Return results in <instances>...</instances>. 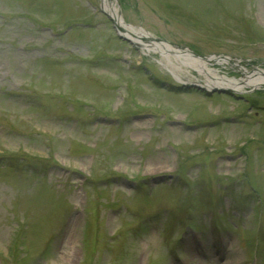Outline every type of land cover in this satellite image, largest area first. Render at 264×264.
<instances>
[{
  "label": "rangeland",
  "instance_id": "rangeland-1",
  "mask_svg": "<svg viewBox=\"0 0 264 264\" xmlns=\"http://www.w3.org/2000/svg\"><path fill=\"white\" fill-rule=\"evenodd\" d=\"M116 6L229 77L264 68V0ZM137 43L101 0H0V264H264V85Z\"/></svg>",
  "mask_w": 264,
  "mask_h": 264
},
{
  "label": "bare ground",
  "instance_id": "bare-ground-1",
  "mask_svg": "<svg viewBox=\"0 0 264 264\" xmlns=\"http://www.w3.org/2000/svg\"><path fill=\"white\" fill-rule=\"evenodd\" d=\"M101 2L103 9L122 27L123 32L133 41L138 42L143 48L150 51H157L164 54L166 62L171 66V71L177 76H180V71L183 70V66H186L197 70L205 77L204 86L206 88L219 87L241 91L246 86L256 88L264 85V68L257 67L253 70H248L246 67L241 66V70L244 73L242 78L229 77L227 74L213 67V64L228 63V58L220 56L203 58L197 56V54L195 55L193 51L189 49L179 50L180 48L173 47L169 42H158L156 38L143 28L134 29L125 21L119 14L116 0H101ZM171 55L175 57L176 62L171 59Z\"/></svg>",
  "mask_w": 264,
  "mask_h": 264
},
{
  "label": "water",
  "instance_id": "water-1",
  "mask_svg": "<svg viewBox=\"0 0 264 264\" xmlns=\"http://www.w3.org/2000/svg\"><path fill=\"white\" fill-rule=\"evenodd\" d=\"M120 14V13H119ZM109 15V14H108ZM112 23H113V26L115 27L118 35L120 38L122 39H125V40H129V41H133L129 36H127L124 32H123V29L121 26H119L115 21L114 19L109 15ZM184 86V85H183ZM181 87V86H179ZM227 90L229 89H226V88H215L213 91H217V92H226Z\"/></svg>",
  "mask_w": 264,
  "mask_h": 264
},
{
  "label": "trees",
  "instance_id": "trees-1",
  "mask_svg": "<svg viewBox=\"0 0 264 264\" xmlns=\"http://www.w3.org/2000/svg\"><path fill=\"white\" fill-rule=\"evenodd\" d=\"M156 81H157V79H156ZM27 225H28V224L25 222V223L23 224V226H21V228L24 229V228H26Z\"/></svg>",
  "mask_w": 264,
  "mask_h": 264
}]
</instances>
